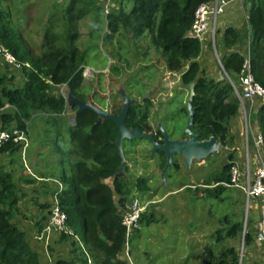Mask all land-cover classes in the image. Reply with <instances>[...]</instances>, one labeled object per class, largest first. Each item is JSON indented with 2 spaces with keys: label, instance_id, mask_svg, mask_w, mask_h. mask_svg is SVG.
I'll use <instances>...</instances> for the list:
<instances>
[{
  "label": "trees",
  "instance_id": "1",
  "mask_svg": "<svg viewBox=\"0 0 264 264\" xmlns=\"http://www.w3.org/2000/svg\"><path fill=\"white\" fill-rule=\"evenodd\" d=\"M112 1L113 6L107 9L104 16L106 32L102 36L103 39L111 40L121 30L135 37L149 34L152 43L162 50L167 70L181 71L180 81L185 86L189 87L191 83H195L192 100L195 108L193 133L198 135L199 140L214 135L221 146L231 145L233 139L230 136V120L239 113L238 99L226 77L219 80V77L206 76L204 68L198 61L202 43L190 35L196 8L209 0ZM241 2L247 7L249 34L247 47L251 71L257 82L264 87V0ZM102 11L103 6L98 0H68L62 12L64 24L62 32L58 34L47 28L44 34V51L39 57H32L0 0V47L6 48L21 63L29 62L30 65L15 70L0 57L6 71L0 74L1 130L11 131L16 128L27 133L26 123L33 113L48 111L54 115H62L66 110V100L60 92L53 93L59 84L65 83L73 95L85 100L77 91L84 78L87 51H81L76 46L74 41L77 32L73 25L91 12ZM219 34V40L216 42L217 36L215 39V48L224 49L219 56L221 67L231 80L235 81L247 47L244 52L239 51L241 30L232 25L226 26ZM12 70L20 72L23 76L20 84L16 85V76ZM92 103L94 104L93 100ZM6 104L8 108H5ZM148 104L149 100L144 98L141 102L129 105L125 117L128 128H138L141 131L152 129L149 125ZM255 104H257L256 131L262 135L264 154V101L258 100ZM72 108L75 109L76 106ZM121 108L122 106L114 105L111 113L117 114ZM97 119L98 116L90 109L74 115V124L69 126V134L74 146L72 152L78 159L71 160L70 174L63 172L60 176H48L43 172L41 175L31 172L27 175V183H35L37 177H40L39 181H42L40 185L44 187L42 200L37 196L30 199L37 207L35 216L23 211L26 210V205L22 201L29 198L26 192L18 187L12 171L0 169V264H49L50 255L56 252L52 246L53 242H62L69 239V236H73L77 241L73 239L70 243L74 256L69 260L58 258L55 264H87V258H90L93 264H128L121 257L125 227L121 224L119 209L114 200V194H117L118 205H121L132 192L129 183L124 179L127 165L124 168L125 173L116 174L121 164V157L115 145L116 125L112 120L98 122ZM12 122L15 126L11 125ZM157 133L156 138L162 136L160 129H157ZM136 140L139 139L123 140V154H126L125 144L127 142L133 144ZM18 152L19 154L22 152V143H14L12 140L4 142L0 147L2 154L12 156ZM154 158L156 167L162 169L165 164L164 154L157 152ZM233 159V153H230L229 162L225 163L220 171L213 172L205 178L203 184L207 187L203 191L206 195L217 197L224 191L227 187L225 184L230 180ZM173 167L178 168L176 160ZM47 177L57 180L62 185L61 189L59 190L55 182L53 185H47ZM107 178L111 179L112 187L104 182ZM133 188L141 194H147L151 190L148 179L144 176L135 178ZM54 194L58 198L60 208L67 215L65 225L71 230L72 235L55 232L56 235L50 238V243L48 242L44 250L46 236L44 228ZM259 200L262 205L261 199H256ZM259 214L263 215L261 224L264 228L263 207H260ZM31 217L39 218L32 224H20ZM155 221L153 214L147 215L146 212H143L139 219L140 225L143 223L148 225ZM226 222L227 227L224 230L226 237L242 233L243 226L240 221L227 219ZM32 230H36V234L33 235ZM221 238L218 232L217 239ZM252 240V234L245 232L244 244L248 247ZM36 243L42 244L43 250H39ZM263 259L264 252L260 263ZM238 260L236 250L227 247L220 251L212 264H239Z\"/></svg>",
  "mask_w": 264,
  "mask_h": 264
},
{
  "label": "rangeland",
  "instance_id": "2",
  "mask_svg": "<svg viewBox=\"0 0 264 264\" xmlns=\"http://www.w3.org/2000/svg\"><path fill=\"white\" fill-rule=\"evenodd\" d=\"M98 1L103 6L102 12H91L73 25L77 32L74 42L79 50L87 51L85 66L90 68L87 74H83L84 78L77 92L86 101L92 103L93 100L95 105L107 112H111L114 105L122 106L124 96L138 102L149 94V124L153 128L163 127L172 139H181L187 123L185 110L189 92V87L180 81L181 71L167 70L162 50L152 43L149 34L135 37L121 30L111 40H104V16L107 9L113 6V1ZM67 3L68 0H1L2 7L8 11L12 25L32 57H39L44 51V34L47 28L58 34L62 32V12ZM246 9L242 2L232 1L225 13L216 18V28L219 32L229 25L241 30V43L238 47L240 52L246 50L249 41ZM219 32L216 42L220 37ZM206 42L208 45L204 44L202 47L215 67L213 73L216 78L217 73L221 71L219 56L224 49L217 50L215 44ZM206 62L201 61V67L204 69L207 67ZM5 72L0 61V74ZM14 75L16 85L20 84L23 76L18 71H14ZM56 88L53 90L54 94H58L62 89L67 96L70 91L65 83ZM6 107L8 108V105ZM75 111L76 108L67 104L62 115H54L48 111L33 113L26 123L29 137L26 154L18 152L11 156L0 153V169L12 171L18 187L26 192L29 198L22 201L26 205V210L23 211L28 215L37 214V207L30 199L37 196L36 190L43 192L44 187L40 185V177H37L34 188L27 183V175L31 172L36 175L43 172L48 176H60L63 172L70 174L71 160L78 159L72 152L74 146L69 134V126L74 124ZM240 114L239 112L238 115ZM234 118L230 120V126ZM250 122L256 130L253 112ZM11 125L15 126V123L12 122ZM240 129V139L236 138L238 142H232L227 148L219 144L216 153L202 160L193 159L189 168L184 167L181 157L175 156L178 168L172 166L169 169L165 183L161 180L160 170L157 167L154 170L150 168L148 162L151 146L147 141L138 138L133 144H125L127 171L124 172V179L132 190L128 200L137 199L143 206L146 205L144 212L147 215L153 214L156 219L155 222L148 225L143 223L132 231L130 245L133 264H212L220 251L227 247L236 250L239 264L263 263L254 259L256 251L264 252L262 237L257 231L262 223L258 224L257 220L261 216L263 218V215L259 214L260 200H250V207L247 208L243 195L234 187L227 186L217 197H210L203 191L207 187L203 184L205 178L220 171L223 165L229 162L230 153H233L234 159L245 169L243 124ZM248 140V145L252 147L250 135ZM233 144L237 147H233ZM249 159L252 172L257 165V158L252 150ZM137 176L148 179L151 188L149 193L141 194L133 188ZM46 184L53 185L54 182L46 179ZM55 184L59 186L58 182ZM107 184L112 187L111 179ZM48 196L50 198V195ZM38 198L42 200L41 197ZM39 217H31L27 221L20 220V224H32ZM227 219L240 221L243 226L242 233L226 237L224 230L227 227ZM218 232L222 236L221 239H217ZM245 232L253 236L252 247L244 244ZM31 233L36 234V230ZM45 233L47 237L43 244L44 250L50 238L56 235L52 229L45 230ZM71 237L73 236L62 242H53L52 246L56 252L50 255L49 264H55L58 258L69 260L74 256L70 243L73 239L76 241V238Z\"/></svg>",
  "mask_w": 264,
  "mask_h": 264
},
{
  "label": "built area",
  "instance_id": "3",
  "mask_svg": "<svg viewBox=\"0 0 264 264\" xmlns=\"http://www.w3.org/2000/svg\"><path fill=\"white\" fill-rule=\"evenodd\" d=\"M232 1L241 2L242 0H209L199 4L194 12V18L190 27V35L197 38L202 43V45L205 44V41H208L210 44L214 45L218 31L216 28V18L217 16L225 13L227 6ZM0 57L15 70L20 69L22 66H30L29 62L21 63L3 46L0 47ZM89 70L90 68L84 66L83 74H87ZM225 75L231 83L234 94L239 102V112L242 116L245 141V169L243 166L237 163V160L233 159L231 161L233 163L230 167V180L229 183H226L225 185L234 187L240 191L246 201L247 208L250 207V200L252 201L253 199H261V201H263L261 208H264V154L262 153L263 138L258 131L253 129L250 122L251 113L254 111L255 103L258 100L264 101V87L259 82H257L253 76L249 61L248 47L236 81L231 80L227 74ZM61 86L63 87L65 85ZM59 92L66 100L67 96L63 90L61 89ZM7 105L8 104L5 105V108H7ZM249 135L252 138V147L248 145ZM8 140H12L14 143H22V152H25L29 144V138L25 130L13 128L11 131H7L0 129V147ZM225 147L227 148V146ZM251 150L254 151L257 158V165L252 172L250 170L251 166L249 159V153ZM50 180H53V182H58L55 179ZM58 184L60 190L62 185L59 182ZM51 200L50 214L44 228V232L47 229H52L55 232H64L72 235L71 230L65 225L67 215L65 211L60 208L56 194H54ZM114 200L119 209L121 224L125 227V240L121 251V257L125 259L128 264H133L130 237L132 231L140 227L139 219L141 214L144 212L146 205H144V207L137 199H127L123 202V204L118 205V196H116V194H114ZM259 228L263 233L261 240L264 245V228L262 224ZM45 237H47V235ZM262 261V264H264V259ZM87 262L90 264L92 261L90 258H87Z\"/></svg>",
  "mask_w": 264,
  "mask_h": 264
},
{
  "label": "water",
  "instance_id": "4",
  "mask_svg": "<svg viewBox=\"0 0 264 264\" xmlns=\"http://www.w3.org/2000/svg\"><path fill=\"white\" fill-rule=\"evenodd\" d=\"M221 71L219 73V80H222L226 77V73L224 72L223 68L220 67ZM195 83H191L189 85V92L187 97L186 103V111H187V123L185 129L183 130V134L186 135L184 139H172L168 132L161 126H159L162 139L161 141L155 140L153 133L148 132L147 130L141 131L138 128L130 129L125 124V117L127 115L129 105L133 103V100L127 98L126 96L123 97V104L121 110L117 114H113L111 112H107L97 105L82 100L77 96L73 95L70 91L67 93L66 103L70 106H76L75 114L85 110L90 109L92 110L97 116V121L100 122L102 120H112L117 128V137L115 140V145L118 149V153L121 157V164L116 174H122L125 168V156L123 154L122 143L124 139H133L139 138L147 140L150 144V160L149 165L151 170L156 168V163L154 159V155L157 152H161L165 156V164L164 167L160 170V177L163 183L166 181V174L168 173L169 169L173 166L174 160L173 156L177 155L182 158V162L185 168H189L193 159L202 160L204 158L209 157L210 155L216 153L219 141L216 139L214 135H211L208 139L199 140L198 135L193 133L192 127L194 125V113L195 108L192 104V100L195 94L194 90ZM149 94L143 96L139 102L143 100V98H147ZM262 216L257 220V223L260 224L262 222ZM258 235L263 237V233L259 230Z\"/></svg>",
  "mask_w": 264,
  "mask_h": 264
},
{
  "label": "crops",
  "instance_id": "5",
  "mask_svg": "<svg viewBox=\"0 0 264 264\" xmlns=\"http://www.w3.org/2000/svg\"><path fill=\"white\" fill-rule=\"evenodd\" d=\"M206 44L208 45V43L205 41V46H206ZM203 46H204V44H203ZM203 60H206L207 62H206V64H207V67L204 69L205 70V74H206V76L208 77V78H214V73H213V71H214V66L210 63V60H208V57H207V51L204 49V47H202V51H201V54H200V56H199V58H198V61L200 62V64H201V61H203ZM217 77H219V73H217V76H216V78ZM257 103V102H256ZM256 105L257 104H255L254 105V111H253V113H255V108H256ZM240 128H242V116H241V114L240 115H237L234 119H233V121H232V123H231V126H230V136L232 137V139H233V142H238V140L236 139L237 137L240 139V136H241V134H240ZM256 131V130H255ZM237 144V143H236ZM236 144H233V147H234V145H236ZM236 147H237V145H236ZM48 181H50V179H52V178H50V177H47L46 178ZM109 179L110 178H107V179H105V183H107L108 181H109ZM48 183H51L52 184V182H48ZM37 184V183H36ZM35 183H32V184H30V185H33L34 186V188L36 187L35 185H36ZM42 194H43V192L42 191H40V190H36L35 191V195H37L38 197H41L42 198ZM116 196H118L117 194H116ZM259 244V243H258ZM36 245V247L39 249V250H42V248H41V246L40 245H42V244H40V243H36L35 244ZM251 247H252V245H254V243L253 242H251ZM249 245V246H250ZM255 257H254V259L256 260V261H258V260H260L261 259V257L263 256V251H261V250H259V251H256L255 252ZM251 264H253V263H251Z\"/></svg>",
  "mask_w": 264,
  "mask_h": 264
},
{
  "label": "flooded vegetation",
  "instance_id": "6",
  "mask_svg": "<svg viewBox=\"0 0 264 264\" xmlns=\"http://www.w3.org/2000/svg\"><path fill=\"white\" fill-rule=\"evenodd\" d=\"M141 99V98H140ZM139 99V100H140ZM144 99V98H143ZM139 102V101H138ZM150 125V124H149ZM151 126V125H150ZM152 127V126H151ZM157 129H160L159 127L158 128H153L152 127V129L151 130H147L148 132H151V133H153V136H154V138H155V140L156 139H158L157 141H161V139H162V136L160 137V136H158L157 138H156V136L158 135V133H157ZM161 131V130H160ZM162 134V133H161ZM168 134H169V132H168ZM169 136H170V134H169ZM184 138H186V135H183V137L181 138V139H184ZM144 141H147V140H144ZM149 144V143H148ZM156 155V154H155ZM175 156H177V155H174L173 156V160L175 161L176 159H175ZM159 169V168H158ZM159 170H161V169H159Z\"/></svg>",
  "mask_w": 264,
  "mask_h": 264
},
{
  "label": "clouds",
  "instance_id": "7",
  "mask_svg": "<svg viewBox=\"0 0 264 264\" xmlns=\"http://www.w3.org/2000/svg\"><path fill=\"white\" fill-rule=\"evenodd\" d=\"M203 46V45H202ZM29 138V137H28Z\"/></svg>",
  "mask_w": 264,
  "mask_h": 264
}]
</instances>
